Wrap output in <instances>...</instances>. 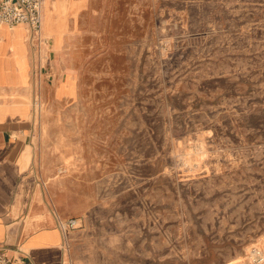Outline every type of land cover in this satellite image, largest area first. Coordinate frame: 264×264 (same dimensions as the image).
Wrapping results in <instances>:
<instances>
[{"label": "rangeland", "instance_id": "obj_1", "mask_svg": "<svg viewBox=\"0 0 264 264\" xmlns=\"http://www.w3.org/2000/svg\"><path fill=\"white\" fill-rule=\"evenodd\" d=\"M41 15L42 63L13 99L58 186L89 182L91 226L147 241L149 264H264V0H43Z\"/></svg>", "mask_w": 264, "mask_h": 264}, {"label": "crops", "instance_id": "obj_2", "mask_svg": "<svg viewBox=\"0 0 264 264\" xmlns=\"http://www.w3.org/2000/svg\"><path fill=\"white\" fill-rule=\"evenodd\" d=\"M1 30L0 98H6L0 99V105L14 103L19 107L0 111V253L13 256L24 252L32 264H149L147 241L139 247L138 241L127 236L91 226L103 221L88 214L95 206V199L83 190L88 181L68 178L58 186L57 171L43 164V149L36 146L41 141H35L33 135L34 123L30 115L23 116L20 107L27 104L13 99L32 83L37 61L34 43L29 40L20 48L16 45L20 42H14L18 37L22 41L20 34L13 38L10 31ZM45 49V54H50V43ZM47 70L42 71L44 86L60 74L51 66ZM66 143L72 145L71 154L75 150L80 154L74 144L82 141L72 137ZM36 158L40 160L38 167ZM70 219L78 220L81 226L69 232L66 247L59 220Z\"/></svg>", "mask_w": 264, "mask_h": 264}, {"label": "built area", "instance_id": "obj_3", "mask_svg": "<svg viewBox=\"0 0 264 264\" xmlns=\"http://www.w3.org/2000/svg\"><path fill=\"white\" fill-rule=\"evenodd\" d=\"M42 5L43 0H0V27L11 28L26 26L29 29V40L34 43L39 67L41 66L43 39H42ZM39 69V68H38ZM41 75L42 68L37 70ZM64 245L68 247V234L70 231L80 228L81 224L76 219L68 221L59 220ZM0 264H32L27 254L18 251L13 256L0 253Z\"/></svg>", "mask_w": 264, "mask_h": 264}, {"label": "bare ground", "instance_id": "obj_4", "mask_svg": "<svg viewBox=\"0 0 264 264\" xmlns=\"http://www.w3.org/2000/svg\"><path fill=\"white\" fill-rule=\"evenodd\" d=\"M4 27H8V26H2V27H0V30L3 29ZM14 28H16V27H14Z\"/></svg>", "mask_w": 264, "mask_h": 264}]
</instances>
